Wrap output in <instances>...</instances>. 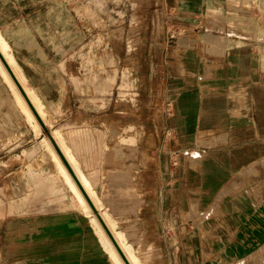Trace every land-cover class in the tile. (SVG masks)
Wrapping results in <instances>:
<instances>
[{
	"label": "crops",
	"instance_id": "0c3cea01",
	"mask_svg": "<svg viewBox=\"0 0 264 264\" xmlns=\"http://www.w3.org/2000/svg\"><path fill=\"white\" fill-rule=\"evenodd\" d=\"M56 2L0 0V37L43 122L0 74V263L26 248L38 258L23 264H109L56 145L142 264L264 263V0H141L165 76L160 100L158 68L145 75L148 118L95 96Z\"/></svg>",
	"mask_w": 264,
	"mask_h": 264
},
{
	"label": "rangeland",
	"instance_id": "374dc122",
	"mask_svg": "<svg viewBox=\"0 0 264 264\" xmlns=\"http://www.w3.org/2000/svg\"><path fill=\"white\" fill-rule=\"evenodd\" d=\"M56 3L62 6V10L72 11L78 30V52L83 53L77 60V67L79 70L88 69V79L93 83L95 96H99L102 89L104 93L109 89L110 106L115 114L121 111L128 116L140 111L144 118H148L151 113L148 108L150 101L145 91L148 92L150 88L149 83L144 81L145 75L152 67L158 68V85L155 89L160 100L165 89V76L160 72V65L154 63L152 66L150 58L153 53L148 42L149 31L144 26V5L141 0H57ZM158 104V115H165L161 101ZM185 158L194 160L198 156L195 154ZM179 164L180 157H174L172 166ZM26 255L27 249L24 248L19 252L16 264L30 263L38 258L37 252H31L30 257ZM106 258L109 264H114L108 254Z\"/></svg>",
	"mask_w": 264,
	"mask_h": 264
},
{
	"label": "bare ground",
	"instance_id": "6f19581e",
	"mask_svg": "<svg viewBox=\"0 0 264 264\" xmlns=\"http://www.w3.org/2000/svg\"><path fill=\"white\" fill-rule=\"evenodd\" d=\"M0 52L3 55V57L5 58V60L7 61L8 65L10 66V68L12 69V71L15 74L16 78L18 79V81L20 82L22 87L24 88L25 92L27 93V95L31 99L32 103L36 107V104L34 103L33 98L31 96V93L29 92V89L27 88L23 78L21 77V75L19 73V70H18V68H17V66L15 64V61L8 54V47H7L6 44H4V42L1 39V37H0ZM0 74L5 79V81L8 83V85L11 87V89H12V91H13L16 99H17L18 104L20 105V107L23 110V112L27 115V118L29 120H31L30 122L33 123V125L37 128V130H39V124H38V122L36 120V117H35L34 113L32 112L29 104L27 103L26 99L24 98V96L22 95L21 91L19 90V88H18L17 84L15 83L13 77L9 73L7 67L3 63L1 57H0ZM37 110H38V108H37ZM39 112H41V111L39 110ZM68 176H69V174H68ZM69 179L71 181L72 187L75 189L77 194H79L81 199H83V201L86 203L85 205H87V207L92 211V217H91V222L90 223L93 226L94 233H95L97 239L101 242L103 248L108 253V255L110 257V260L114 264H126L125 261L123 260V258L121 257V255L119 254L117 248L113 244L112 240L110 239L109 235L105 231V229H104L103 225L101 224L99 218L97 217V215L95 214V212L93 211V209L91 208L89 203L85 200L83 194L81 193V191L77 187V184L75 183V181H73V179L70 176H69ZM81 181L83 182V179H81ZM84 185L86 187L87 192L90 193V190L86 186L85 181H84ZM99 211H100V209H99ZM102 216H103V218L105 220L104 222H106V225L112 231L115 240L117 241V243L119 244V246L121 247L123 252L125 253L126 257L128 258V260L130 262V264H142L141 260L139 258H137L133 254V248H132L131 245H129L126 242L125 237H123L124 235L114 231L116 223L112 219V217H110V216H108L107 214H104V213H102Z\"/></svg>",
	"mask_w": 264,
	"mask_h": 264
},
{
	"label": "water",
	"instance_id": "95a60500",
	"mask_svg": "<svg viewBox=\"0 0 264 264\" xmlns=\"http://www.w3.org/2000/svg\"><path fill=\"white\" fill-rule=\"evenodd\" d=\"M0 57L3 61V63L5 64V66L7 67L9 73L11 74V76L13 77L15 83L17 84L19 90L21 91L22 95L24 96V98L26 99L27 103L29 104L32 112L34 113L35 117L38 119V121L43 125L42 119L38 113V111L36 110V108L34 107L33 103L31 102L29 96L27 95V93L25 92L24 88L22 87V85L20 84V82L18 81V79L16 78L15 74L13 73L12 69L10 68V66L8 65L7 61L5 60V58L3 57V55L0 52ZM58 154L60 155L62 161L64 162V164L66 165L67 169L70 171V173L73 176V179L75 180V182L77 183V185L79 186L80 190L83 192V194L85 195L89 205L91 206V208L93 209V211L95 212V214L97 215V217L99 218L101 224L103 225L105 231L107 232V234L109 235L110 239L112 240L113 244L115 245V247L117 248L119 254L121 255V257L123 258V260L125 261L126 264H130L128 258L126 257L125 253L123 252V250L121 249V247L119 246V244L117 243V241L115 240L111 230L109 229V227L106 225V223L104 222L103 218L101 217V215L99 214L97 208L95 207L94 203L92 202V200L89 198V196L86 194L84 187L82 186L81 182L79 181V179L77 178V176L75 175V173L73 172L71 166L69 165V163L67 162L65 156L63 155L61 149L56 145L55 146Z\"/></svg>",
	"mask_w": 264,
	"mask_h": 264
}]
</instances>
